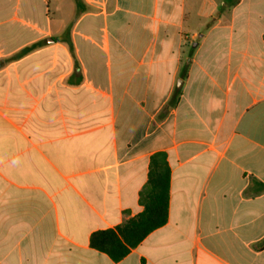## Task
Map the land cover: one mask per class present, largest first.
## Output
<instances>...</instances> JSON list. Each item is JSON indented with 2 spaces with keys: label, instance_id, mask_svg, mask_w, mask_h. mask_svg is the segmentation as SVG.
I'll return each mask as SVG.
<instances>
[{
  "label": "crops",
  "instance_id": "0c3cea01",
  "mask_svg": "<svg viewBox=\"0 0 264 264\" xmlns=\"http://www.w3.org/2000/svg\"><path fill=\"white\" fill-rule=\"evenodd\" d=\"M82 2L0 0V264H264V0ZM157 153L168 221L113 261Z\"/></svg>",
  "mask_w": 264,
  "mask_h": 264
},
{
  "label": "trees",
  "instance_id": "16d2710c",
  "mask_svg": "<svg viewBox=\"0 0 264 264\" xmlns=\"http://www.w3.org/2000/svg\"><path fill=\"white\" fill-rule=\"evenodd\" d=\"M229 0H227V3ZM78 14L85 11L82 0H76ZM221 11L218 12L220 14ZM71 25L59 40L66 42L74 50L70 37ZM39 47L36 43L23 49L10 60L18 59ZM171 170L166 154L157 153L150 162L149 177L140 193V203L144 211L126 220L115 229L95 232L91 236V247L107 254L113 261H120L136 248L151 232L164 226L169 217V192Z\"/></svg>",
  "mask_w": 264,
  "mask_h": 264
}]
</instances>
